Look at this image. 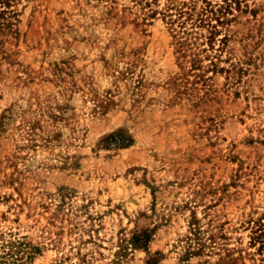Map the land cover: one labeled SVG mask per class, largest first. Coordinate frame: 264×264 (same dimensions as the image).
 Wrapping results in <instances>:
<instances>
[{"label":"rangeland","instance_id":"rangeland-1","mask_svg":"<svg viewBox=\"0 0 264 264\" xmlns=\"http://www.w3.org/2000/svg\"><path fill=\"white\" fill-rule=\"evenodd\" d=\"M189 1L0 3V234L28 264H264V0L213 49L161 14Z\"/></svg>","mask_w":264,"mask_h":264},{"label":"trees","instance_id":"trees-1","mask_svg":"<svg viewBox=\"0 0 264 264\" xmlns=\"http://www.w3.org/2000/svg\"><path fill=\"white\" fill-rule=\"evenodd\" d=\"M8 0H0V3L7 4ZM202 7L197 9L196 0L183 2L179 5L168 4L162 11L163 18L167 20L172 32L179 33L177 28L183 29L187 23H190L191 29L185 28L182 33H192L197 29L205 28L209 35L207 36L210 47L213 49V41L215 34L219 33L218 26L228 20L227 15L230 14L232 4H237V0H223L222 3H211L209 0H202ZM213 20L215 22H213ZM223 39H220L222 43ZM220 50V49H219ZM218 51V49H217ZM221 51V50H220ZM215 67V63H212ZM261 229L263 225H260ZM190 235L188 239L190 245H194L189 254H199L206 248V239L213 242L214 235L204 239V232L200 229L198 221L195 219L191 222ZM261 237L258 236L257 238ZM150 240V236L146 231L133 235L131 244L135 247L146 248ZM41 252V247L33 245L31 242L25 241V237L5 239L4 234H0V264H28L34 255ZM26 256V257H25ZM25 257V258H24ZM150 264V263H148Z\"/></svg>","mask_w":264,"mask_h":264}]
</instances>
